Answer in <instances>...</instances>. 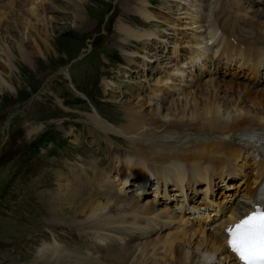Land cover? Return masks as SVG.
Returning <instances> with one entry per match:
<instances>
[{
	"label": "rangeland",
	"instance_id": "374dc122",
	"mask_svg": "<svg viewBox=\"0 0 264 264\" xmlns=\"http://www.w3.org/2000/svg\"><path fill=\"white\" fill-rule=\"evenodd\" d=\"M37 1L34 6L38 10L29 20L38 33L24 28L20 21L18 27L13 28L12 18L19 16L18 8L23 4L15 7L14 2L10 5L6 2L0 7L9 17L2 23L7 28L0 31V264H32L37 260L40 247L50 246L44 239L53 240V233L66 229L85 228L78 226L87 222L88 218L83 217L63 218V224L57 225L51 217L50 210L57 212L52 199L66 185H74V175L82 176L78 172L71 174L75 168H87L97 155L103 153L104 156L114 143L129 150L127 138L90 124L88 114L118 130L125 122L126 109L149 111L148 103L155 109L157 103L168 107L173 99L182 98L180 91L158 102L144 97V80L153 81L157 75H145L134 59L131 65L121 60L123 54L115 39L120 38L119 23L129 25L124 19L131 17V5L125 0ZM262 1L260 9L264 8ZM184 2L187 1L154 0L150 4L158 15L164 5H169L164 9V20L178 19L173 23L181 27L184 24L179 21L190 20ZM53 6L57 9H51ZM75 6L82 12L80 19L73 14ZM25 10L23 8L22 12ZM151 19H145L147 24L143 25L138 20L133 22L143 31L162 34L165 38L160 35L158 42L166 40L169 46L172 43L171 24L161 25ZM139 44L138 48H133L141 46L145 59L148 55L154 59L161 57L149 43ZM20 45L24 52L19 50ZM139 59L143 62L141 57H136V61ZM98 63L103 67L99 68ZM133 66L139 71L131 69ZM210 77L188 85L189 76L182 82L183 86L187 85L184 90L192 88L191 91L197 85L202 88ZM96 110L102 116L94 114ZM109 120L117 123L116 126ZM73 202V207L77 208L78 202ZM69 219L70 226L67 225ZM40 237L44 238L41 243ZM140 242L145 241L134 244L138 246ZM124 247L126 245L119 249Z\"/></svg>",
	"mask_w": 264,
	"mask_h": 264
},
{
	"label": "bare ground",
	"instance_id": "6f19581e",
	"mask_svg": "<svg viewBox=\"0 0 264 264\" xmlns=\"http://www.w3.org/2000/svg\"><path fill=\"white\" fill-rule=\"evenodd\" d=\"M152 1L154 0H125L126 4L131 5L129 8L131 17L126 16V19H124L129 25L119 23L118 31L120 38L115 39L120 44L119 49L122 50H119L123 54L121 60L131 65L133 62L132 59H134L135 65L141 67V69H144L145 66V58L141 55L140 51L142 50L141 46L136 50L133 47L138 48L140 45L139 42H141L142 44L144 43V45L149 43V46L159 48L156 44H158L157 36L160 33L143 31V29L137 28L139 26L133 21L138 20V22L143 25L144 23L147 24L146 20L152 17V21H159L158 23H161V25H168L169 23L171 27H175L173 22L178 21V19H172V21L166 22L164 20L166 15L164 9L168 8L167 6L169 5H164L162 12L158 15L151 7L150 2ZM260 1L262 0H252L249 8L255 14L264 17V8L260 9L263 1L261 3ZM12 2H14L15 7L18 6L19 3L23 4L18 8L20 12L19 16H17V18H12L15 22L13 28L18 27L17 24L20 21L25 26L24 28H30L38 33L39 31L29 20V16H34L38 10L36 8L37 6H34L38 1L23 0L18 2L17 0H13L6 4L10 5ZM75 7L77 9L73 11V14L80 19L82 12L78 6ZM12 8L14 7L12 6ZM23 8L26 9L25 12H22ZM51 9L57 8L53 6ZM185 12L188 14V17L191 18L192 22L196 21L195 16L189 10ZM132 13L135 15L133 16ZM8 18L7 11L0 10V31L7 28L3 26L2 23L4 19ZM181 25L183 24L181 23ZM161 37L165 38V36ZM136 39H138L139 42ZM178 44L179 42L174 45ZM19 50L24 52L22 46ZM160 53L161 52L157 51V55H161ZM6 55H10L9 51L6 52ZM136 57H141L143 62L140 61V59L136 61ZM148 58L149 55L146 59ZM98 66L99 68L103 67H101L99 63ZM134 68L136 67H131V69ZM106 69H102L101 71L107 72ZM206 76L212 77L206 78L205 85L202 88L197 85L191 91L190 89L192 88H186V90H184V87L187 85L183 86L181 83L178 91H180V93L182 92V98L173 99L171 102L172 104L168 107L161 106L157 103L158 107L153 109L151 107L152 103H148V106L151 108L149 111H145L143 106V110H141L140 107H135L140 108V110L124 109L126 111L125 122L118 130L107 125L95 115L88 114L87 121L102 130L127 138L128 140L126 142L129 144L133 153L139 157L140 161H142L144 157L153 158L148 146L164 140L177 139L190 143L193 141H202L212 136L214 133L229 132L241 128L252 129L255 127H264V88L253 86L249 82H242V80L239 79H232L236 81H230L231 79L229 78L223 79V76L221 77L219 74ZM200 78L202 77L199 75L198 77L191 76L188 85L195 81L199 83ZM163 99H165V97ZM126 106L132 105L127 104ZM96 112L97 113L94 114L102 116L98 110H96ZM120 112L122 113V111ZM100 118L108 121V119L103 117ZM120 118H123V113ZM111 122L116 126L117 123ZM111 122L109 123L112 124ZM250 136L256 142L264 141V132L260 129L252 132ZM180 162L184 164L182 160ZM184 168H186V166H184ZM137 169L136 165L129 168L126 159L124 161L123 170L117 172L118 178L120 179V176L124 173L128 175L134 174ZM73 180L74 185H66L65 189L56 194L52 199L57 212L50 210L53 214L51 217L55 218L57 225L63 224V218L75 220L83 217L85 219L88 218L87 222L80 223L78 226L88 228L87 231H90L102 227L107 228L109 221L112 220L114 216L125 211H150V202L144 201L141 203L136 201L135 197L133 199H126L125 197L118 196L108 191L95 194L81 183L83 176L74 175ZM121 182L122 181H119V183ZM226 182H228L227 184H231L227 176L222 174L219 180V185H221L219 192L226 188ZM43 186L44 185L41 184V187ZM254 197L255 194L253 195V198ZM73 201L78 202L77 208L73 207ZM235 211L236 209L232 210V212ZM42 212L48 215L47 212ZM60 216H62V218H60ZM70 219L67 225L70 223ZM230 221L231 220L223 221L218 229H212V224H209L203 227L196 226L179 230L168 235L169 239H165L167 237L164 238L163 235H156L146 240L144 243H138V246L132 242L126 244V247L123 249L116 248L111 252L92 254L74 250H61L57 252L54 246L43 244V246L40 247L37 260L32 261V264H239L236 256L224 246L218 236V233L221 232ZM221 256H223L222 259L219 258ZM232 258H234L235 261Z\"/></svg>",
	"mask_w": 264,
	"mask_h": 264
},
{
	"label": "snow or ice",
	"instance_id": "6c2138e0",
	"mask_svg": "<svg viewBox=\"0 0 264 264\" xmlns=\"http://www.w3.org/2000/svg\"><path fill=\"white\" fill-rule=\"evenodd\" d=\"M227 233L229 247L242 264H264V207L230 225Z\"/></svg>",
	"mask_w": 264,
	"mask_h": 264
},
{
	"label": "water",
	"instance_id": "95a60500",
	"mask_svg": "<svg viewBox=\"0 0 264 264\" xmlns=\"http://www.w3.org/2000/svg\"><path fill=\"white\" fill-rule=\"evenodd\" d=\"M9 121H7V123H8Z\"/></svg>",
	"mask_w": 264,
	"mask_h": 264
}]
</instances>
